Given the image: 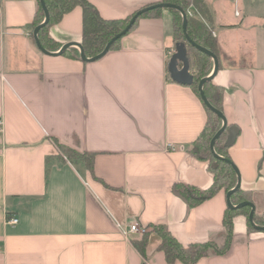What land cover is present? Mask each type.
I'll list each match as a JSON object with an SVG mask.
<instances>
[{"label": "crops", "instance_id": "obj_1", "mask_svg": "<svg viewBox=\"0 0 264 264\" xmlns=\"http://www.w3.org/2000/svg\"><path fill=\"white\" fill-rule=\"evenodd\" d=\"M91 2L115 19L161 0ZM206 2L219 59L212 80L227 127L238 129L227 152L264 217V0ZM37 7V0H0V264H184L169 263L159 248L161 224L184 245L223 244L225 189L195 206L175 190L177 183L206 189L214 174L193 151L207 110L168 70L178 42L170 10L140 18L118 46L85 61L38 47ZM48 34L62 44L51 52L81 43L82 7ZM57 142L95 153L94 172ZM133 222L147 228L145 255L134 245L145 233L124 234ZM195 264H264V230L238 215L229 249Z\"/></svg>", "mask_w": 264, "mask_h": 264}, {"label": "trees", "instance_id": "obj_2", "mask_svg": "<svg viewBox=\"0 0 264 264\" xmlns=\"http://www.w3.org/2000/svg\"><path fill=\"white\" fill-rule=\"evenodd\" d=\"M161 2L174 3L181 6L188 16L187 33L191 40L200 46L213 51L216 55L218 54L217 40L213 34L214 27L211 25L208 16L206 0H161ZM37 3L38 7L35 14V20L31 23L33 29L40 25L46 17L41 0H37ZM45 3L49 11V20L38 33L43 47L48 50H54L61 47L62 44L55 41L48 34V28L52 24L59 22L65 13L71 11L77 6H81L83 9V37L81 44L88 58L101 53L115 35L126 29L133 16L138 12L137 11L125 18L107 19L101 16L91 0H45ZM165 8L172 13L174 39L176 41H184L186 44L190 61V70L194 75V82L191 86L202 100L199 83L203 78L212 73L214 69V60L210 55L199 50L187 39L183 26L184 20L180 10L169 7H156L150 9L142 13L136 19L134 25L129 31L138 24L140 18L159 16ZM190 10L192 11V14L189 13ZM121 38L112 45V49L118 46ZM63 54L72 55L76 58L82 59L81 53H77V50L73 47L66 49ZM203 89L212 105L223 112V92L221 88L216 85L213 80H210L205 82ZM202 102L207 110L208 118L203 131L194 143L195 149L193 151L200 159L209 160L210 168L214 174V181L212 185L206 189H201L184 183H177L175 185L176 192L184 197L190 206H195L198 203L213 197L221 189H225L228 193L238 182L237 171L227 152V133H223L218 137L214 144L215 151L221 157H217L213 153L211 147L214 136L223 126V119L216 112L208 108L203 100ZM57 144L59 149L65 155L69 158L81 159L87 169L92 173L94 172L95 153L79 152L73 148L59 144L58 142ZM231 200L234 205H237L242 202L252 201L253 198L249 191L243 190L240 187L232 194ZM250 212V205L238 208L227 207L224 216L226 239L221 245L213 240L184 245L173 236L166 225H155L154 230H156L162 238L159 248L164 251L169 263L181 261L184 264H195L202 257L208 256L212 253L223 254L231 245L233 237V221L236 216L244 215L247 218L249 228H254V225L249 218ZM254 219L256 222L264 224V219L257 214H255ZM147 240L148 232L144 234V237L141 240L134 241V245L143 255H145Z\"/></svg>", "mask_w": 264, "mask_h": 264}, {"label": "water", "instance_id": "obj_3", "mask_svg": "<svg viewBox=\"0 0 264 264\" xmlns=\"http://www.w3.org/2000/svg\"><path fill=\"white\" fill-rule=\"evenodd\" d=\"M41 3L43 5V8L45 10V14H46V17H45V20L40 24L38 25L35 30H34V36H35V40H36V43L38 45V47L45 53V54H48V55H58V54H63L66 49H68L71 45H77L79 46L80 48V53H81V58L85 61H94V60H98L100 58H102L112 47V45L118 40L120 39L121 37H123L125 34H127V32L132 28V26L134 25L136 19L144 12L150 10V9H153V8H156V7H169V8H176L178 10H180L182 12V16H183V26H184V31L186 33V36H187V39L195 46L197 47L199 50L207 53L208 55H210L214 62H215V66H214V69H213V72L203 78L200 83H199V89H200V93H201V97H202V100L204 101V103L207 105L208 108H210L211 110H213L214 112H216L218 115H220L223 119V126L222 128L217 132V134L214 136L213 140H212V143H211V147H212V151L213 153L217 156V157H221L220 155H218L215 151V148H214V144H215V141L217 140L218 137H220L222 135L223 132H225L226 130H228V139H227V142H226V145L229 147L231 146L236 138H237V135H238V129L237 127L235 126H230V127H227V120L223 114V112L219 109H217L216 107H214L212 105V103L209 101L208 97L206 96L205 92H204V89H203V85L205 84V82L207 81H210L214 78V76L216 75L217 71L219 70V59H218V56L211 50L203 47V46H200L199 44L195 43L193 40H191V38L189 37L188 33H187V23H188V16H187V13L185 12V10L177 5V4H174V3H166V2H160V3H157V4H154V5H151L149 7H146V8H143L141 10H139L134 16L133 18L131 19L129 25L126 27V29H124L121 33L115 35L112 40L110 42H108V44L106 45V47L104 48V50L99 53L98 55L94 56V57H91V58H88L85 54V51L83 49V46L81 43H74V44H65L58 52H51L49 50H47L46 48L43 47L40 39H39V36H38V33H39V30L48 22L49 20V11H48V8L46 6V3H45V0H41ZM168 70H169V73L171 75V78L178 82V83H181V84H185V85H192L193 82H194V75L193 73L191 72L190 70V61H189V57H188V53H187V47H186V44L184 41H178L176 43V52L171 56L170 58V61H169V64H168ZM233 164V163H232ZM233 166L235 167L237 173H238V182H237V185L231 189L228 193H227V204L230 208H238V207H243V206H246V205H250L252 210L250 212V220L252 222V224L258 228V229H262L264 230V226L260 227V226H257L255 224V221H254V216H255V204L251 201H246V202H242V203H239L237 205H234L232 200H231V196L234 192H236L240 187H241V183H240V176H239V171L237 169V167L233 164Z\"/></svg>", "mask_w": 264, "mask_h": 264}, {"label": "built area", "instance_id": "obj_4", "mask_svg": "<svg viewBox=\"0 0 264 264\" xmlns=\"http://www.w3.org/2000/svg\"><path fill=\"white\" fill-rule=\"evenodd\" d=\"M2 127H3V121L0 118V130L2 129ZM7 222L11 223V224H16V223L19 222V219L16 218V217H11V218L7 219ZM132 232L146 233L147 232V228L139 226L137 222H133V223L129 224L127 227L124 228L125 236H128Z\"/></svg>", "mask_w": 264, "mask_h": 264}, {"label": "rangeland", "instance_id": "obj_5", "mask_svg": "<svg viewBox=\"0 0 264 264\" xmlns=\"http://www.w3.org/2000/svg\"><path fill=\"white\" fill-rule=\"evenodd\" d=\"M169 50H170V52H171V55H170V58H171V56H172V55L175 53V51H176V45L170 47ZM170 58H169V60H170ZM260 217H261V216H260ZM261 218L264 219V217H261Z\"/></svg>", "mask_w": 264, "mask_h": 264}]
</instances>
